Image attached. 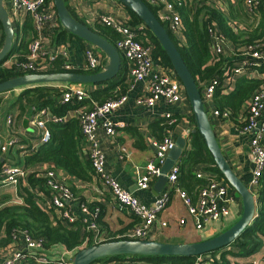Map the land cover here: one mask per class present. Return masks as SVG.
<instances>
[{
	"label": "crops",
	"instance_id": "0c3cea01",
	"mask_svg": "<svg viewBox=\"0 0 264 264\" xmlns=\"http://www.w3.org/2000/svg\"><path fill=\"white\" fill-rule=\"evenodd\" d=\"M7 1L8 0H3V4L8 12L9 19L14 29L12 45L15 43L18 44L20 41L29 42L35 35L30 16L23 10H19L17 13L8 10L6 6ZM187 1L189 2L188 5L193 4L192 0ZM64 2L69 12H71L77 20L88 26H93L97 19L103 15H112L119 21L123 20L127 23L130 22L131 16L129 12L116 0H64ZM213 3L219 10L228 16L227 24L234 31L237 29L240 30V28L255 27L261 23L264 26V3L252 16L247 14L244 2L242 1L213 0ZM193 5H195V3ZM241 15H243V17ZM241 18L243 20H241ZM58 32L62 33L59 37L56 35L57 33L48 35L49 42L46 43V45L48 44L49 47H53L55 44L64 45L68 51V62L72 70L82 71L77 73H95L104 69L108 58L102 51L94 46L99 64L95 71L90 70L86 66L84 55V49L90 44L78 37L71 36L67 32H63L61 27ZM219 34H221V32ZM221 36L223 39L221 43L222 52L219 55L223 60L224 67L223 73L219 77L222 79L220 83L222 94L227 96L230 95L231 92L234 91L236 81L239 78L261 79V86L264 83V61L260 62L257 66L246 68L241 74L233 73L234 68L242 66V56L238 54V51L242 50L243 46H236L230 38L223 34ZM175 39L179 45L185 44L182 33L179 38ZM3 41L4 33L2 26H0V48L3 45ZM209 52L217 55L213 47H210ZM119 53L121 56V66L116 76L118 75V78L125 77L128 99L121 109L110 116L111 121L115 123L114 135H107L103 129L102 121L99 122L97 139L99 147L103 149L106 155V169L127 191L133 193L145 203L150 204L155 198L163 194L168 195L165 207L158 213V219L165 221L167 225L153 238V240L170 243H192L208 238V236H211L210 232L196 231L193 227L192 219L188 215L176 191V187L179 188L177 183L179 184L180 181L174 185L168 182L160 184L157 177L150 182L148 189L140 190L136 186L137 169L142 167L153 156L151 142L153 140H159L167 134V132H171L170 134L175 142L186 130L195 129V122L189 101L183 90L180 100L175 104L169 105L164 102H158L151 108L137 105L135 100L144 91L147 80L140 82L133 81L129 76L128 61L120 51ZM157 69H164L165 71L163 72L171 75L175 74L171 68L160 64L158 61L155 66V70ZM223 79L225 80L223 81ZM71 84L72 83L61 85L62 93L63 86H70ZM73 85L82 88L87 94L90 91L104 87L101 83H75ZM204 85V83H201L200 92L202 98ZM21 91L22 89L18 88L0 93V147L3 145L7 147L6 152L0 151V158L4 162L23 166L25 154L32 150H36L42 143L39 141L40 131L32 122L34 113L24 112L21 114L15 104V100ZM59 102L62 103L61 98ZM74 102L73 100L71 104ZM203 102L215 138L225 160L235 175L240 178L255 198L256 187L251 183L252 161L249 148L251 134L243 132L239 125L244 120L245 112L247 111L246 108L250 104V98L244 101L234 116L228 115L226 117L214 114L216 107L213 97L210 101L203 100ZM75 108L74 106L69 108L62 115L63 122L75 118ZM48 111L52 113L50 109H48ZM165 113H170L177 119L173 128H169L167 123L165 121L163 122V120H165ZM7 118L11 119L10 123L7 122ZM261 121L264 123V110L261 114ZM13 139L16 141L12 144L11 142ZM189 146L190 134L186 137L185 148ZM121 148H124L125 151L122 152ZM82 156L85 161H89L86 146L82 148ZM177 162L178 160L174 164L177 165ZM40 167H44V165L35 166V168ZM199 172L203 175H207L208 173L204 171ZM88 174L89 175L85 179H81L69 175L64 171H59L58 173L59 179L70 188L78 200L93 205V209L97 208L99 211L97 220V222L99 221L97 225L98 230L95 231V239L93 238L92 231L87 232L83 228L82 231L85 233V239L81 248L86 247L89 242L93 244L100 241L102 242L103 235L107 231L112 233L124 231L125 234L137 223L136 217L112 197L108 189L104 187L97 178L94 171L90 170ZM37 195L38 198L36 201L41 208L48 210L52 208L47 198L48 194L45 191H37ZM3 196L7 197L6 203L8 204L22 203L21 197L15 192L14 188L9 185H0V197ZM71 208L73 213L77 216L82 214L76 205H72ZM54 211L55 214L59 216L56 209H54ZM241 212V199L238 201V198L235 196L234 202L230 205V215L222 221L221 225H226V223L234 219L235 216L239 217ZM182 218L185 219V223L180 225L179 220ZM88 234H90V236ZM261 240V248L249 256L232 257L227 255L226 257L230 264H253V261H257L258 264H264V237H261ZM10 250V248L7 249L6 247L0 248V259L5 253H9ZM73 251L75 250L68 251L62 245H55L46 252L51 257L63 256L65 259L72 261ZM127 262H130V260L122 261L121 264H126Z\"/></svg>",
	"mask_w": 264,
	"mask_h": 264
},
{
	"label": "built area",
	"instance_id": "2783aa9c",
	"mask_svg": "<svg viewBox=\"0 0 264 264\" xmlns=\"http://www.w3.org/2000/svg\"><path fill=\"white\" fill-rule=\"evenodd\" d=\"M161 1L162 5L158 10V17L167 26L171 34L175 38H179L181 34L179 15L172 3ZM258 2L259 0H244L248 15L255 14V7ZM6 6L13 13H17L19 10L25 11L30 16L35 31L34 37L28 43L26 58L24 61L15 64L16 69L26 73H36L37 69L50 67L51 62L57 57L64 60V69H72L68 62V51L64 45L55 44L53 47L46 45L49 42L48 35L53 34L55 30L61 27L53 2L49 0H8ZM96 23L109 26L119 34L115 47L128 61L130 78L135 82L147 80L144 91L135 100L137 105L151 108L158 102L170 105L180 100L183 87L175 74L165 73L163 72L164 69L155 70L158 60H155L152 56L153 45L149 40L138 38L139 31L143 28L142 25L133 27L126 21H119L112 15H103L97 19ZM222 42L221 34L211 31V43L216 54L222 52ZM242 53L240 54L242 56V66L233 69L235 74H241L246 68L257 66L264 61V52L258 50V45H248ZM84 55L87 68L90 70L97 69L99 62L94 46L91 44L87 46L84 49ZM15 61V55H11L3 65L8 66ZM221 81L222 79L219 76H215L204 85V101L212 99L213 93ZM87 97L88 94L85 90L71 84L70 86H63L61 102L70 103L73 100L80 102ZM127 99V93L119 94L101 104L95 103L89 111L84 107H76L74 114L79 120L88 159L95 175L103 186L108 189L112 197L137 219V223L123 236L130 239H153L167 225L165 221L158 219V213L165 207L168 195L163 194L148 204L127 191L106 169V155L103 149L99 147L97 139L100 121H102L105 133L109 136L114 135L115 123L111 121L110 116L121 109ZM263 110L264 83L253 94L244 116L245 122L241 127L243 132L251 134L249 148L252 161L251 183L254 187L257 186L264 170V144L262 143L264 123L261 121ZM214 114L224 117L229 115L227 112L219 113L217 110L214 111ZM164 119L168 126L175 125L177 122V119L170 113H165ZM7 122L10 123L11 119L7 118ZM32 122L40 131L39 141L46 143L50 139V132L46 126L47 122L60 123L63 122V117L50 113L48 108H42L34 113ZM170 133L167 132L161 139L151 142L152 158L137 169L136 186L138 189H148L150 182L161 175L166 177L168 183L173 185L177 183L178 165L174 164L168 172H162V166L168 152L175 144ZM15 141L13 139L11 143L13 144ZM6 148L3 145L0 147V151L6 152ZM121 151L124 152L125 149L121 148ZM26 176L27 170L23 166L4 162L0 158V185H9L17 192L20 186L24 187L26 185ZM196 177L206 178V182L198 188L195 196L192 197L187 191L178 187H176V191L192 219L194 229L210 232L211 236H208L209 238L221 231L220 227L223 226L221 223L229 217L230 205L234 202L235 195L222 178H217L210 173L203 175L201 172H197ZM43 178L48 191L47 198L50 206L56 209L59 216L73 222L77 215L73 213L71 207L76 205L82 212L80 216L85 224V231H92L95 239V231L98 230L95 222L99 213L98 209L88 210L85 203H81L70 188L59 179L55 170H47L43 174ZM184 223L185 219L179 220L180 225ZM13 237L18 242L6 247L11 250L2 256L0 264H26L27 260H33L38 264H72L71 260H67L63 256L51 257L48 255L43 250L41 240L34 239L27 231L16 233ZM252 263L258 264L257 261ZM126 264H142V262L130 261Z\"/></svg>",
	"mask_w": 264,
	"mask_h": 264
},
{
	"label": "trees",
	"instance_id": "16d2710c",
	"mask_svg": "<svg viewBox=\"0 0 264 264\" xmlns=\"http://www.w3.org/2000/svg\"><path fill=\"white\" fill-rule=\"evenodd\" d=\"M49 1L53 2V0ZM143 1L160 21L158 10L162 5V1ZM237 1L244 2V0ZM164 2L172 3L175 11L178 13L185 44L179 45L167 26L160 22L179 50L199 90L201 89V83L206 84L211 78L221 76L223 73L224 65L221 56L209 52L210 47H212L211 31L221 32V35L223 34L230 38L236 46H243L242 50L238 51L239 55L243 54L242 52H244L248 45H258V50L264 51V26L262 23L259 24L260 26L240 28V30L234 31L227 24L228 16L214 5L213 0H192L195 5H188L189 2L187 0H164ZM263 3L264 0H259L255 7V13ZM124 7L131 16L130 25L133 27L143 26L142 30L139 31L138 38L151 42L153 45V58L158 60L160 64L172 69L165 51L152 32L146 28L133 12L126 6ZM72 16L77 19L73 14ZM88 27L112 45H116L119 34L111 27L99 23H95L93 26L89 25ZM61 28L63 32L69 33L62 26ZM58 30H55L53 34L57 33L56 35L59 37L62 33L58 32ZM69 34L76 37L71 33ZM28 43V41H20L18 44L12 45L8 55L0 62V81L26 74L25 71L16 69L15 64L25 60ZM11 55H15L16 61L11 65L4 66L3 63ZM63 63L64 60L57 57L51 62L50 67L37 69L36 73L82 72L72 69L66 70L63 68ZM125 80V77L118 78L117 75L112 79L102 82L101 84L104 87L101 89L88 92L89 96L87 98L73 104L71 102H59L62 96L61 86L37 85L24 88L17 96L15 104L21 114L24 112L33 114L37 110L48 108L52 114L62 116L73 106L84 107L89 111L95 103L101 104L119 94L126 93L127 84ZM260 83L261 79L239 78L236 81L234 91L228 96L222 94V88L219 84L213 93L216 110L219 113L227 112L229 115L234 116L245 100L248 98L251 100L253 94L260 88ZM248 108L249 105L246 110ZM244 122L243 120L239 124L240 127L243 126ZM46 126L50 132L49 141L42 143L36 150L26 153L24 157L23 167L27 170L26 185L24 187L20 186L17 191L18 195L22 198V203L8 204L6 203V196L0 197V248L16 244L18 241L13 235L22 231H27L34 239L41 240L43 250L45 251L55 245H62L68 251L77 250L83 246L85 233H83L82 229L85 224L81 216H77L73 222H69L66 218L57 216L53 208L49 210L43 209L36 201L38 198L37 191L43 190L48 194L43 178V174L47 170L53 169L57 174L59 171H64L69 175L81 179H85L89 175L90 170L93 171L90 162L85 161L82 156V148L85 146V141L80 129V123L75 117L60 123L47 122ZM168 127L173 128L174 125ZM262 143L264 144V138ZM36 165H44V167L35 168ZM177 165L179 167L177 182L180 181L177 185L179 188L187 191L192 197L196 195L198 188L206 182V178L196 177L197 172H208L217 178L223 179L202 137L197 131L190 132V146L183 150ZM255 189L256 216L251 224L228 246L201 256L114 255L99 258L92 264H121L125 260L143 261L146 264H230L226 257L227 255L232 257L249 256L261 248V237H264V170ZM79 201L83 203V201ZM85 205L88 210H93V205L86 203ZM98 216L99 213L95 220L97 225L99 222H97ZM88 235L90 236V234ZM123 235L124 231L116 233L107 231L103 235V241L127 239ZM92 244V242H89L87 246ZM26 262V264H38L33 260H27Z\"/></svg>",
	"mask_w": 264,
	"mask_h": 264
},
{
	"label": "water",
	"instance_id": "95a60500",
	"mask_svg": "<svg viewBox=\"0 0 264 264\" xmlns=\"http://www.w3.org/2000/svg\"><path fill=\"white\" fill-rule=\"evenodd\" d=\"M133 12L148 28L165 51L176 78L183 87V91L189 101L195 122V129H188L175 141L174 147L168 152L162 166V172H168L181 156L185 146L186 137L190 132H198L210 152L216 167L222 174L232 192L241 198L242 212L239 218L224 231L205 239L192 243H170L153 239H118L98 242L73 251L72 264H92L95 260L114 255H140V256H201L228 246L242 231L251 224L256 216V201L249 189L235 175L225 160L215 134L211 127L209 116L205 110L203 98L195 79L184 62L179 50L167 33L164 26L152 13L143 0H116ZM58 20L61 26L69 33L95 46L108 58L104 69L95 73L77 72H48L26 73L0 81V93L13 90L34 87L37 85L61 86L63 84H96L102 83L116 76L121 66L119 51L109 41L101 37L90 27L75 19L65 5L64 0H53ZM0 24L4 33L3 45L0 48V62L8 55L12 47L14 29L0 0ZM158 182L166 183L164 175L158 177ZM158 190V189H156ZM156 194V191H155Z\"/></svg>",
	"mask_w": 264,
	"mask_h": 264
},
{
	"label": "rangeland",
	"instance_id": "374dc122",
	"mask_svg": "<svg viewBox=\"0 0 264 264\" xmlns=\"http://www.w3.org/2000/svg\"><path fill=\"white\" fill-rule=\"evenodd\" d=\"M241 16L243 17V15H241ZM241 20H243V19L241 18ZM245 20H246V19H245ZM235 79H236V77H235ZM235 196H236V198H238V201L241 199L237 193H235ZM238 218H239V217H236V216H235V218L232 219V220H230V221H228V222L226 223V225L220 227V229H221L220 232H222V231H224L225 229H227L228 227H230L233 223L236 222V220H237ZM220 232H219V233H220ZM179 240H180V239H179ZM144 263H145V262H144ZM144 263H143V261H142V264H144Z\"/></svg>",
	"mask_w": 264,
	"mask_h": 264
}]
</instances>
